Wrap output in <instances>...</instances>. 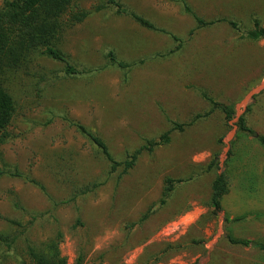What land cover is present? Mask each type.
Wrapping results in <instances>:
<instances>
[{"label":"rangeland","instance_id":"374dc122","mask_svg":"<svg viewBox=\"0 0 264 264\" xmlns=\"http://www.w3.org/2000/svg\"><path fill=\"white\" fill-rule=\"evenodd\" d=\"M120 1L164 31L144 28L108 8L95 10L99 0H73V8L87 15L64 28L58 45L77 68L98 69L67 76L59 71L61 63L39 58L31 72L43 69L54 79L45 87L35 78L17 87L20 105L8 128L11 137L0 145L3 156L41 182L56 201L67 195L68 177L103 182L83 206L90 230L81 264H264L259 247L264 245V148L259 141L264 136V38H238L223 22L189 35L194 21L177 0ZM186 1L204 20L233 19L244 31L257 17L264 27V0ZM168 33L179 36L184 46L164 56L174 42ZM109 49L119 59L144 61L124 76L119 68L106 65ZM201 89L233 103L227 123L218 109L204 115L209 104ZM196 114L201 116L193 119ZM241 114L250 131L238 129ZM69 121L93 128L118 158L141 145L143 138L169 129L171 121L184 124L170 133L167 144L151 154L145 151L115 189L105 161ZM213 153L217 171L228 176L217 214L208 205L215 171L203 172ZM167 175L183 181L174 184L168 201L126 239L123 222L137 219L160 198ZM11 195L32 211L51 204L38 187L21 178L0 179V233L15 245L9 253L0 245V264H28L23 236L45 240L53 225L23 228L10 223L23 219L11 205ZM55 213L64 232L61 253L68 264H75L80 237L70 229L74 209L61 204ZM227 235L253 243L233 244ZM166 243L171 249L162 253Z\"/></svg>","mask_w":264,"mask_h":264},{"label":"trees","instance_id":"16d2710c","mask_svg":"<svg viewBox=\"0 0 264 264\" xmlns=\"http://www.w3.org/2000/svg\"><path fill=\"white\" fill-rule=\"evenodd\" d=\"M73 0H3L0 4V145L6 143L11 137L9 125L19 108V100L16 91L17 87L24 85L29 81L43 87L52 80V73L41 69L38 73H32L31 69L36 65V62L41 57H47L61 63L63 73L67 76H78L95 71L97 68H77L74 66L67 55L58 45L57 40L66 26L83 20L87 11L83 9H74L72 6ZM183 12L189 14L194 21V26L190 29L189 35L198 29L215 25L217 23H226L233 30L239 33L238 38L250 39L257 41L264 38V27L261 26L260 20L257 17L252 19V27L247 30H242L240 25L233 19L220 17L215 20H204L197 15L186 0H177ZM103 8L111 9L114 13L125 14L135 20L140 26L156 30L164 31L157 28L149 19L138 14L134 10L128 8L120 0H99L95 6V10ZM172 38L173 46L165 53L166 55L176 54L183 47L182 39L172 33H168ZM107 59L106 65H112L123 71L124 76H127L129 69L136 64L142 63L143 58L136 61H125L116 57L112 49L105 53ZM104 66V65H103ZM100 66V67H103ZM49 79V80H48ZM26 81V82H25ZM19 86V87H20ZM39 88H41L39 86ZM200 95L207 100L209 109L204 112V115H210L214 110L218 109L223 113L224 121L227 123L234 114L232 102H221L216 100L208 92L201 89ZM19 99V100H18ZM201 114H196L193 119L200 117ZM71 125L87 139L91 147L96 152L99 158L105 161L107 166V179L113 178L115 189L123 179L138 163L139 157L146 151L148 154L162 144H167L170 141V133L174 130H181L184 123L171 121L169 129L161 132L157 137L143 138V143L131 151H126L123 156L116 157L110 151L105 139L101 137L93 128H87L79 122L69 121ZM236 125L241 131H250L246 124L244 114H241L236 122ZM259 141L264 148V136H259ZM221 142V136L218 138ZM218 170L217 153H213L209 159L203 172L209 173L215 171L209 185V200L208 205L212 214H217L221 210V198L228 191V176L225 171ZM3 177L21 178L25 182H29L40 189L45 197L50 201L51 207L32 211L25 207L18 196H9L11 205L14 209L20 211L22 221L10 220L12 224L23 228L27 225L39 224L44 222L53 225V232L45 240L39 242L33 241L30 238L23 236L24 252L28 257V264H68L66 256L61 253L60 243L64 237V232L61 229V223L57 217L55 210L58 205H70L75 212V219L70 226L71 232L77 234L79 238L78 245L80 250L75 264H81L84 259L82 247L87 243V232L90 227L87 223L86 216L82 212L83 206L88 198V194L93 193L103 182L79 181L75 178L67 180L68 193L65 198L58 201L46 190L44 185L24 173L16 164L8 162L0 150V179ZM183 181L174 179L167 175L164 177V184L161 190L160 198L152 202L145 211L140 213L137 219L123 222L122 229L125 232V238L143 226L147 218L158 208L163 206L170 198L175 183ZM24 223V224H23ZM227 240L233 244L247 246L253 242L245 239L234 238L231 235L226 236ZM0 245L3 246V252H14V239L0 233ZM261 250H264V245L259 244ZM171 249V244L166 243L162 248V253ZM157 255L156 253L154 254ZM148 264V260L145 261Z\"/></svg>","mask_w":264,"mask_h":264},{"label":"water","instance_id":"95a60500","mask_svg":"<svg viewBox=\"0 0 264 264\" xmlns=\"http://www.w3.org/2000/svg\"><path fill=\"white\" fill-rule=\"evenodd\" d=\"M255 90H257V89L252 90V92L248 96H250ZM253 134L256 135L255 133H253Z\"/></svg>","mask_w":264,"mask_h":264},{"label":"crops","instance_id":"0c3cea01","mask_svg":"<svg viewBox=\"0 0 264 264\" xmlns=\"http://www.w3.org/2000/svg\"><path fill=\"white\" fill-rule=\"evenodd\" d=\"M260 223V222H259ZM262 226H264V224L261 223Z\"/></svg>","mask_w":264,"mask_h":264}]
</instances>
